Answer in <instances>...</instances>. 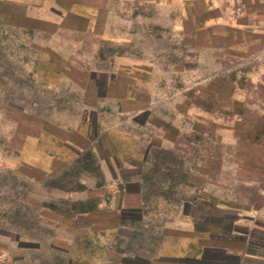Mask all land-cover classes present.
Segmentation results:
<instances>
[{"label":"rangeland","instance_id":"374dc122","mask_svg":"<svg viewBox=\"0 0 264 264\" xmlns=\"http://www.w3.org/2000/svg\"><path fill=\"white\" fill-rule=\"evenodd\" d=\"M75 3L100 9L65 15ZM107 4L0 0V152L12 164L0 166V264H78L83 249L99 252V240L84 242L77 227L106 216L91 189L103 183L106 154L87 148L98 145L99 119L147 140L141 152L157 159L146 172L163 165L229 202L264 192V31L244 17L229 24L218 15L227 7L213 14L197 0ZM99 100L108 108L118 100L120 110H92ZM40 130L82 151L55 164V174L20 166L23 136ZM195 167L197 175L183 171ZM179 194L195 193L171 196ZM83 210L90 217L75 220Z\"/></svg>","mask_w":264,"mask_h":264},{"label":"crops","instance_id":"0c3cea01","mask_svg":"<svg viewBox=\"0 0 264 264\" xmlns=\"http://www.w3.org/2000/svg\"><path fill=\"white\" fill-rule=\"evenodd\" d=\"M197 1L205 4L213 14L220 7H227L226 13L222 11L218 15L227 16L229 24H237L238 18L244 17L256 24L253 29L264 31V0ZM103 2L109 8L107 3L111 0ZM81 7L89 15L86 18L92 17L100 9L97 5L82 6L75 3L74 10L67 8L62 11L65 15L71 13L81 16ZM212 18L213 23L221 22L214 15ZM106 103L107 100H99L91 109L120 110L118 100H115L111 108ZM97 123L98 145L93 146L94 141L88 142L87 148L95 155H98L99 150L106 154L105 159L98 158V171L103 183L91 188L99 195L95 209L100 213L103 211L106 216L91 218L77 226L83 231L80 237L84 242L93 238L100 242L99 252L83 249L78 264H264L262 190L261 198L257 201L244 198L229 202L219 199L218 193L203 194L204 186L189 182L186 177L166 174L168 168L163 165L146 172L144 166L149 164L148 161L153 160L152 164H155L157 159L156 156H149L147 149L141 152L143 147L149 148L147 140L133 136L130 139L118 123L110 125L102 119ZM76 131L87 142V134ZM131 141L133 144L129 143ZM62 151L73 153L63 156ZM81 151L80 145L61 142L53 132L40 130L34 135L23 136L17 151L18 164L35 168L44 174H55V164L65 159L69 161ZM108 161H112V164ZM11 165V159L7 157L6 161L5 154L0 152V166L7 169ZM183 171L186 175L194 176L199 169L195 167L188 172ZM188 189L195 194H191V197H182L180 194L178 198L171 196L172 192ZM103 190L108 193L107 197L102 198L100 192ZM72 197L81 199L84 196L70 194L69 198ZM188 207L190 211L186 209ZM90 212L77 211L74 219L88 217ZM228 213L233 216L228 218ZM202 222L206 226L198 227ZM96 224L98 229H94ZM255 233L260 235L258 239L254 238Z\"/></svg>","mask_w":264,"mask_h":264}]
</instances>
